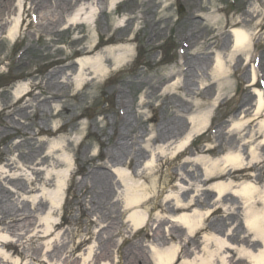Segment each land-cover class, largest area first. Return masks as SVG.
<instances>
[{"label": "bare ground", "instance_id": "1", "mask_svg": "<svg viewBox=\"0 0 264 264\" xmlns=\"http://www.w3.org/2000/svg\"><path fill=\"white\" fill-rule=\"evenodd\" d=\"M125 2L133 3V6L125 14L126 20L124 24H116L112 19V15L118 14L121 5ZM208 6L200 4V9L191 10L190 24L196 25L197 20L202 18L199 13L207 10ZM168 9L166 0L157 2L150 9H142V5L136 4L135 0H22L19 3H17V0H0V40L4 39V35H7L8 40L13 41L15 44H21L26 40L30 29H35L34 32L36 34L40 33V39H42V36L43 39H47V43L44 46L45 52L38 54L30 62L26 61L27 52L30 48L23 49L16 65L19 70L25 67L29 68V70L18 71L14 74L16 77H22L23 75L33 76L38 71L40 72V76L38 77L42 78H34L29 83L24 82L23 84H19L13 88V91L5 89L0 93V121L2 123L0 140L2 137H7L11 134H19L22 137H26L25 140L35 141V144L30 147L27 153L19 154V158H22L28 164L27 168L33 177L28 180L24 179L23 182L20 180L21 178L11 179L9 182L13 183L16 190L9 192L7 195L0 194V200L3 195L5 201H12L8 205L0 206V228L2 231L6 229L12 235V231L15 232L25 226L31 225L28 219L30 213L22 211L14 200L15 194L21 195V192H26L27 189L29 193H34L39 191L41 186L44 189L55 186L57 189L56 197L63 195L68 174L71 176L73 170L72 160L67 157H61L59 155L61 151H74L75 161L76 159H81L78 156L79 153L84 158L81 170L85 175L81 179L70 178L71 188L76 191L74 192L75 204H77L82 214H90L88 203H93V199H87L89 183H93V186L101 187V195H97L99 200L103 198L108 187L111 188L113 186L112 173L110 174L107 170H104V168L108 169L107 163L99 162V157L105 154L107 144L99 138V152L89 157L87 155L88 150L82 147L83 141L76 143L75 140L63 135V131L69 127L68 122L65 120V117L68 115L71 117V121L76 128L82 127L79 129L80 134L87 125L86 122L81 120L84 114L82 112L73 113L65 101L74 98L75 100H81V103L87 102L89 94L85 89L97 87L108 75L114 74L117 76L116 74L127 66L129 58L133 55L134 49L132 45L140 42L141 38L142 40H146V43L150 45H154V42L162 40V38L164 39L166 33L164 26L160 25H162V20ZM214 12L221 13L223 10L217 7ZM263 13L264 5L259 4L254 9L252 6L248 7L243 17L240 16L227 20L223 34H226V28L230 26L250 29L241 28L236 33V43L233 47L231 60L235 57L244 62L253 60L254 57L253 55L251 56V42L253 36H256V34H252L251 30H255L257 18ZM68 14L71 15L70 19L66 20ZM25 15L29 18V22L27 27L23 29L24 22L26 21ZM100 15H105L108 19L105 32H101L97 27L93 36H91V32L89 34L83 33L82 35L73 36L70 38L69 45L71 49L68 53L62 48L52 49L51 43L54 41V37L61 35L63 32L76 34L82 26H89V23H93V20L95 23H99ZM148 17L152 18L149 21L151 33L143 37L142 32L145 26H140L139 20H142L141 23L147 24ZM168 20L169 18L164 22ZM64 22L66 26L61 30L60 28ZM9 23L13 24L11 28H8ZM209 29L212 32L215 31L214 27ZM189 33L195 39H199L198 35L194 32V28H191ZM186 34L182 35L183 39L185 38L189 42L190 36H188V33ZM46 36L50 38H46ZM211 39L210 47L214 49L212 45L216 46L218 37L213 36ZM257 42L262 48L264 47V43H261L260 40ZM0 43L5 45L3 40ZM194 56L197 59V54ZM222 61L221 59L218 60L221 72H218L214 77L216 80L214 83L219 81L220 76L225 75V78H227V74L230 72L227 71V62L223 64ZM1 62L2 59L0 58ZM262 62L263 67L260 68L264 70V60ZM38 63L40 67L37 66L36 70L33 69L32 66ZM148 65L147 70H144L140 66H135L133 71L137 75L147 74L151 71V63L148 62ZM255 76L253 78L250 76L249 78V81H252L254 85L257 78ZM58 78L63 79V81H59ZM168 78L169 76L164 77V81L161 84L160 91L163 92L159 96L160 103L158 104V108L160 109H166L167 98L172 92L179 89L178 87L170 88L166 86L165 83ZM210 87L212 85L203 89L206 91ZM35 89L39 91L35 92ZM153 90L156 89L153 88ZM69 91L70 93L68 94ZM201 97V100H197L194 105L192 104L201 110L188 112V116L185 118L186 126L185 128L182 127L180 137L177 140L173 142L168 141L169 139L167 141L163 140L170 132L167 122L163 123V128L160 130L159 135H150L146 147L153 148L151 147L153 145L154 149H150L152 156L146 160L147 163L143 172L136 174L139 178L134 177V174L133 176L129 175L127 170L115 171L116 176L131 180L125 184V189L121 193L123 195L124 211L128 215L127 222L130 224L131 229L139 230L140 227L148 222L149 218H168L169 221H176L181 226H185L187 234L194 236L198 232L199 229L197 230V227H199L201 219L205 214H213L218 208H209L206 212L197 208L193 209L194 204L190 203L187 205L183 203L185 201L183 200V193L190 190L191 193L196 191L191 198L194 202H197V196L200 195L198 191L201 187L203 189H214L217 201H221L232 193L229 191L232 190L241 196L245 204L244 218L248 229L251 230L256 239L259 238L264 241V93L258 91L255 94L256 104L252 106V103L248 102L244 106H241L233 117L234 120L230 123L228 121L220 122L221 136H223V130L226 129L225 133L230 138L231 144H229L228 148L221 147V143H212L210 146L198 147L190 153L189 146L193 138L205 132L206 129L210 130L212 128L208 124L212 117L213 108L216 106L218 100V98L212 96L211 102L207 103L206 100L209 98ZM118 104H121V102ZM45 106L48 108V112L43 110ZM191 108H188L187 111ZM31 117L41 122L36 123V120H31ZM51 118L58 119L54 126L48 123ZM29 120H31L29 124L34 128L32 129L33 132H28L24 127ZM122 120L123 123H121L120 129L116 124ZM103 121L105 129L109 126L110 122L107 116H103ZM226 122L227 127L224 126ZM17 123H20L21 127ZM127 125L128 122L125 121L124 116L122 117L118 114L116 119L113 117L111 127H113L117 141L111 146L113 153L110 161L114 164L126 165L127 168H131L134 166L135 159L125 152V146L135 144L127 138L132 130ZM171 129H181V127L175 126V128L172 127ZM88 134L90 135V133ZM37 136H40V138ZM41 136L44 137L42 138ZM48 144L49 146L46 147L45 145ZM20 145L21 142H18L13 144L12 147L18 148ZM221 151L223 154L219 156ZM169 153L175 155L173 161H176L175 159H178L180 155L184 156V160H180L179 166L183 172L186 170L185 168L188 170V167L195 163L201 168L202 174L200 179L196 178V181L192 182L194 188L192 186L186 187L188 185L187 180L184 183L186 186L182 185V181L185 179L180 177L181 173H175L176 176L174 177L172 172L165 174L162 167L158 168V162L166 158ZM0 163L4 168L10 170L11 168L13 169L17 161L6 157L5 152L1 150ZM88 165L90 167H87ZM166 165L169 164L167 162L163 163V166ZM59 169L62 170L59 171ZM168 169L170 170V167ZM3 173L4 171L0 170V175H3ZM168 177L171 180L166 179ZM4 179L6 180V177ZM160 190L165 200H169V202L173 201L174 206L171 214L167 212L166 208L157 204L153 212L150 211L152 210L151 208L149 210V204L152 199L151 195H155ZM47 195L48 193L35 203V211L44 210L50 202L54 206L59 207V199L51 197L48 200L46 198ZM90 222L98 225L94 220ZM58 227L59 223H53L47 226L44 236L39 234L40 231L32 236H27L26 233L18 234L16 241L1 239L0 244L3 248L11 250L13 254L22 258L25 255L23 246L34 244L52 235ZM226 240L227 238H221L218 233L213 235L208 234L206 235L204 249L211 248L210 244H214L218 249L223 251V243ZM88 241V238L83 237L76 248L66 250V253L69 255L61 262L60 260L56 262L53 260L48 261L44 258L48 256L54 259L57 256L55 246L52 244L47 247L44 256L39 254L40 252L38 253L39 255L36 253L35 260L38 264H74L76 260L71 261V263L70 257L73 256L75 250L87 245ZM226 245H228L227 242ZM148 247L153 249V258L156 264H171L174 261L176 246L171 249H165L151 244ZM248 252L251 253L253 264H264V248L259 253ZM229 256L225 255V258ZM3 258L0 254V261H3ZM93 261L98 263L97 253L93 255L88 264H91ZM15 264H19V261ZM82 264H87V261L84 260Z\"/></svg>", "mask_w": 264, "mask_h": 264}, {"label": "rangeland", "instance_id": "2", "mask_svg": "<svg viewBox=\"0 0 264 264\" xmlns=\"http://www.w3.org/2000/svg\"><path fill=\"white\" fill-rule=\"evenodd\" d=\"M20 1L22 0H17V3ZM159 1L164 0H135L136 4L142 5V9H150ZM201 1L202 3H200ZM201 1L166 0L169 9L166 11V15L162 20V25H160L164 26L166 33L165 38L154 42V45L147 44L146 40H142L141 38L140 42L132 45L134 49L133 55L129 58L127 66L116 74L117 76L114 74L108 75L97 87H88L85 89L89 94L87 102L81 103V100H75L74 98L65 101L73 113L82 112L84 114L81 120L86 122L87 125L80 134L79 129L82 127L76 128L71 121V117L68 115L65 117V120L68 122L69 127L63 131V135L75 140L76 143L83 141L82 147L88 150L87 155L89 157L99 152V138L107 144L105 154L99 157V162L107 163L108 169L104 168V170H107L110 174L112 173L113 186L111 188L108 187L103 198L99 200L97 195H101V187L93 186V183H89V194L87 199H93V203H88L90 214H82L77 204H75L74 192L76 191L71 188L70 180L81 179L83 175H85L81 170L84 158H82L81 153H79L78 156H80L81 159H76L75 161L74 151H61L59 154L61 157H67L72 160L73 170L71 176L68 174V180H66L63 195L61 194L62 196L58 195L56 197L57 189L55 186L45 189L41 186L40 190L34 193H29L27 189L26 192H21V195L15 194L14 200L18 203L22 211L30 213L28 219L31 225L28 227L25 226L15 232L12 231V235L6 229L2 231L0 228V240L7 239L16 241L18 239V234L26 233L27 236H32L39 231V234L44 236L47 226L53 223H59V227L52 235L34 244L23 246L22 248L25 255L22 258L13 254L11 250L3 248L0 244V254L4 257L3 261H0V264H15L17 261H19V264H38L35 260L36 253L38 254L40 252L39 254L44 256L45 250H47V247L51 244L55 246L57 256L51 259L46 255L47 257L44 258L48 261L53 260L56 262L60 260L61 262L69 255L66 253V250L76 248L83 237L88 238L89 241L84 247L75 250L73 256L70 257V262L76 260L74 264H82L84 260L87 261L88 264L95 253H97L98 263L93 261L91 264H153L151 261L152 254L148 249L149 244L152 243L162 248L166 244L173 242V238L174 243L180 246L179 249L182 250L181 255L184 256V258H189L188 256L191 254L189 250L187 251L188 241L192 244L193 251L203 250L204 245L201 248L200 244V235H202L203 231H200L196 237L189 240L186 234L184 235L181 229L182 227H178L180 230L174 233L175 236H173L171 240L169 231L166 233L161 227L158 228L157 231H155V229L152 230L150 223L141 230L131 229L130 224L127 222L128 215L124 211L123 195L121 194L122 190L125 189V184L129 183L131 180L128 178L122 179L118 175L116 176L115 172L117 170H127L129 175L133 176L134 174V177L139 178V176L136 175L138 170L140 171L138 174H141L146 167V160L152 156L150 149H154L153 145L151 146L153 148L146 147L150 135H159L160 130L163 128V123L167 122V127L170 128V132L163 140L167 141L169 139L168 141L172 142L177 140L180 137L182 127L185 128L186 126L185 118L188 116V112L201 110L193 106L197 100L202 99L201 96L209 98L207 100L205 99L207 103L211 102L212 96L218 98L217 104L212 111L211 120L208 124L209 126L211 125L214 130L210 127V130H206L204 133L195 136L191 146H189L190 153L195 151L198 147L210 146L212 143H221V147L228 148L229 144H231L229 141L230 138L225 133L226 129L223 130V136H221L219 127L220 122L228 121L230 123L234 120L233 117L237 114L236 112L241 106H244L248 102H251L252 106L256 104L255 94L261 91V82H264V70L260 68L263 67L264 47L262 48L257 42L260 40L261 43H264V13L257 18L255 30H251L252 34H256V36H253L251 42V56L253 55L254 57L252 61H240L237 57L231 60V54L234 50L233 47L236 43V33L242 27L236 28L230 26L226 28V34H223V32L227 20L240 16L243 17L248 7L252 6L254 9L259 4L264 5V0ZM200 4L209 5V8L199 13L202 18L197 20L198 22H196V25L190 24V11L200 9ZM131 6H133V3L125 2L121 5L119 13L112 15V19L116 24H124L126 20L125 14L130 10ZM217 7L221 8L223 12H214ZM70 16L71 15L68 14L66 20H69ZM25 18L26 21L24 22L23 29L27 27L29 22L27 15H25ZM167 18H169V20L164 22ZM150 20H152V18L148 17L147 24L141 23L142 20H139V25L145 26L142 32L143 37L151 33V28L149 26ZM107 21L108 19L105 15H100L99 23H95L93 20V23H89V26H82L76 34L63 32L61 35L54 37V41L51 43L52 49L62 48L68 53L71 49L69 45L70 38L75 35H82L83 33L89 34V32H91V36H93L97 27L101 32H105L107 29ZM12 26L13 24L9 23L8 28ZM65 26L66 24L64 22L60 29L63 30ZM190 27L194 28V32L199 37L198 40L189 33ZM211 27H214V32L209 29ZM242 29L250 30L247 28ZM34 30L35 29H30L28 31L26 40L21 44H15L13 41L8 40L7 35L3 36L4 39L2 40L5 45L0 43V58L2 59L0 63V93L5 89L13 91V88L19 84H23L24 82L29 83L34 78H42L38 77L40 76V72L38 71L34 73L33 76H14L18 71L29 70V68L26 67L19 70L16 65L19 60L18 57L23 52L24 48H30L27 52L26 60L29 62L34 60L38 54L45 52L44 46L47 43V39H43V36L42 39H40V33L36 34ZM41 31L43 32V30ZM186 33L190 36L189 42H187L185 38L183 39L182 35H187ZM213 36L218 37L216 46L212 45L214 49L210 47L211 38ZM94 37L97 39L96 36ZM46 38L50 37L46 36ZM227 38H229V40H227ZM2 40H0V42ZM196 54L197 59L195 56L193 57V55ZM220 59L223 60V64L227 62V71H230L227 74L229 78H225V75H223L220 76L217 83H214L216 81L214 77L218 72H221V68L218 66V60ZM148 62L151 63L150 72L143 75L135 74L133 71L135 66H140L144 70H147L149 66ZM37 66L40 67V64L38 63L32 66V68L36 70ZM166 76H169L165 83L166 86L170 88L178 87L179 89L172 92L167 98L165 104L167 105L166 109H160L158 108V104L160 103L159 96L163 92H161L160 89L164 77ZM250 76L252 78L254 76L257 77V83L255 85L252 84V81H249ZM58 80L63 81V79L60 78H58ZM210 85H212V87L204 91L203 88H208ZM152 87L156 90H153ZM57 88L61 89L59 87ZM38 91L39 90L35 89V92ZM69 93L70 91L68 94ZM119 102H121V104H118ZM190 107L192 108L187 111ZM43 110L48 112L46 106ZM118 114L122 117L124 116L125 121L128 122V128H132L131 134H129L127 138L132 140L135 145L129 144L125 146V152L135 159L134 166L131 168H127L126 165H117L110 161L113 153L111 146L117 141L111 124H113V117L116 119ZM103 116H107L110 122L109 126L105 129L104 121L102 122ZM31 120H36V123L41 122L32 117ZM31 120L26 122L27 126H24L28 132H33L32 129H34L29 124ZM57 121L58 119L51 118L48 123L54 126ZM121 123H123V120L118 122V125L116 124L120 129ZM17 124L21 127L20 123ZM175 126L181 127V129H171L172 127L175 128ZM224 126L227 127V122ZM0 129H2L1 121ZM88 133H90V135ZM37 137L40 138V136ZM41 137L43 138L44 136ZM25 138L26 137H22L19 134H11L7 137H2L0 140V151L3 150L6 157L17 161L13 169L11 168L10 170L4 168L0 163V170L4 171L3 175H0V194L7 195L9 192L16 190L13 183L9 182L11 179L21 178L20 180L23 182L24 179L28 180L33 177L30 170L27 168L28 164L22 158H19V154L27 153L30 147L35 144L34 140H25ZM18 142H21V145L18 148H13L12 145ZM45 146L48 147L49 144ZM222 154L223 152L221 151L219 156ZM172 155L173 154L169 153L166 158L159 161L158 168L162 167L165 174L172 172L174 177L176 176L175 173H181L180 177L185 179L182 181V185H185L184 183L187 180L188 185L194 187L191 183L196 181V178L200 179L202 174L201 168L195 163L189 166L188 170L185 168L186 170L184 173L179 167L180 160L183 161L184 156L180 155L178 159H175L176 161H173L175 155ZM162 162H167L169 165L163 166ZM174 162H176V164H174ZM87 167H90V165ZM60 170L62 169H59V171ZM5 177L6 180L4 179ZM166 179L171 180L169 177ZM159 185L160 183L158 187ZM229 191L234 193V195H228L222 201L218 202L214 199L215 193L213 191L201 187L198 191L200 195L197 196V202L195 203H197V209L204 212L212 207L220 208L214 215L210 217L205 216L202 223L208 230L215 229L214 231L223 234L227 227L234 225L233 221L236 222V226L233 229L234 234L231 236L232 239L230 242H233L235 247H237L239 244V235H243L245 230L248 229L246 226L245 228L243 227V223L246 225V221L244 220L245 204L238 193L232 190ZM190 192L191 191H185L183 193V200H187ZM46 193H48L46 197L48 200L51 197L59 199V207L54 206L52 202H50L44 210L35 211V203L46 196ZM3 195L0 200V206H5L12 202L5 201ZM154 196L155 197L149 204V210L151 208L153 212V209L155 210V206L158 203L166 207L167 212L171 214L173 202L166 203L167 200H164V195L161 190L155 193ZM192 202L194 201L190 198L187 204ZM215 202H217V204H215ZM91 220L96 221L98 225L92 224L90 222ZM156 220L166 224V220L161 217L156 218ZM151 221L152 218L150 219V222ZM205 238L206 237H203L202 239L204 240ZM246 240L250 241V236L242 242L246 244ZM211 246L212 248L214 247L213 245ZM246 246H250L253 251H256L259 250L261 246H264V241L261 239L260 241L249 242ZM243 256L247 258V254ZM201 264L212 263L211 261H207ZM216 264L221 263L217 262ZM241 264L247 263L242 261Z\"/></svg>", "mask_w": 264, "mask_h": 264}]
</instances>
